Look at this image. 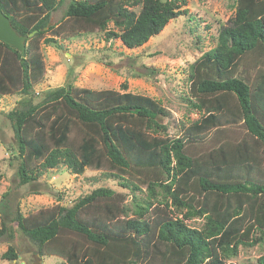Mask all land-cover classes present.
<instances>
[{"label": "trees", "instance_id": "1", "mask_svg": "<svg viewBox=\"0 0 264 264\" xmlns=\"http://www.w3.org/2000/svg\"><path fill=\"white\" fill-rule=\"evenodd\" d=\"M61 2L0 0L28 36L25 55L0 39V96H23L7 112L18 176L32 187L65 165L111 182L36 214L17 210L14 220L39 255L60 264H233L242 245L264 247V0H236L214 45L190 65L188 102L201 116L178 137L168 135L169 110L127 82L122 90L36 86L46 75L42 40L61 48L58 40L104 33L140 47L189 15L186 0H69L62 19L44 29ZM194 217L204 219L201 227L184 220ZM7 233L3 221L0 239ZM17 257L13 245L2 254Z\"/></svg>", "mask_w": 264, "mask_h": 264}, {"label": "rangeland", "instance_id": "2", "mask_svg": "<svg viewBox=\"0 0 264 264\" xmlns=\"http://www.w3.org/2000/svg\"><path fill=\"white\" fill-rule=\"evenodd\" d=\"M68 3L69 0H62L58 5L51 16L52 24L62 19ZM183 8H188L189 15L171 20L159 35L136 48L126 47L119 38L106 39L104 33L58 40L61 48L42 40L40 47L46 75L36 90L46 92L67 83L97 90H122V83L127 82L128 90L159 100L170 112L165 120L169 124L168 135L181 136L185 128L201 116V111L188 102L190 65L214 45L213 37L235 13L236 0H186ZM196 24L199 28L191 32L190 28ZM110 28L117 30L112 23ZM197 33L202 35L201 41L197 40ZM22 98L19 94L0 96V201L8 192L5 199L8 208L5 210L0 204V229L5 221L11 233L0 239V264H60L62 260L56 256L39 255L37 244L14 220L17 210L28 216L70 203L82 192L109 184L111 179L96 170L71 173L61 165L60 169L45 170L32 187L22 185L18 176L20 157L7 115ZM244 130L241 126L232 128L234 132H241L239 135H243ZM32 188L39 193L31 192ZM175 216L183 218L184 213L176 211ZM184 220L193 227H201L204 222L199 217ZM10 245L18 251L17 259L2 258ZM263 253L261 244L242 245L238 255L228 262L259 264Z\"/></svg>", "mask_w": 264, "mask_h": 264}, {"label": "water", "instance_id": "3", "mask_svg": "<svg viewBox=\"0 0 264 264\" xmlns=\"http://www.w3.org/2000/svg\"><path fill=\"white\" fill-rule=\"evenodd\" d=\"M51 24L52 22L45 26L44 29H48L49 25ZM37 31L38 30H34L29 35L33 36ZM27 37V35L20 34L15 29V27L11 23L10 18L3 12L0 7V39L4 40L10 45H13L17 50H19L23 55H25ZM35 257L38 258L37 255H35Z\"/></svg>", "mask_w": 264, "mask_h": 264}]
</instances>
